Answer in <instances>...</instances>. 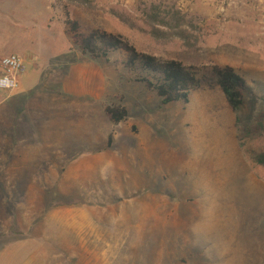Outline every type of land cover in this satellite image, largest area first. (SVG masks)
I'll return each instance as SVG.
<instances>
[{
	"label": "rangeland",
	"instance_id": "rangeland-1",
	"mask_svg": "<svg viewBox=\"0 0 264 264\" xmlns=\"http://www.w3.org/2000/svg\"><path fill=\"white\" fill-rule=\"evenodd\" d=\"M154 6L161 17L176 11L184 15L193 24L189 34L195 46L153 37L146 14ZM68 19L77 21L83 33L123 36L140 52L187 66H231L247 81L245 106L234 113L219 88L194 92L188 104L163 106L139 82L143 74L127 65L124 52L109 60L83 55L68 35ZM0 46L23 59L19 86H38L32 108L40 120H55L64 134L61 144L70 140L68 154L123 156L116 168L103 165L93 173L96 188L142 191L141 215L126 207L115 222L114 243L107 237L111 228L104 227L100 232L106 236L100 235L98 243L77 244L84 258L97 255L99 264L264 261V168L251 158L264 149V138L246 137L264 113V0H0ZM78 76L76 92L84 94L79 112L50 109L45 96L68 91ZM114 106L127 108L126 122H110L105 110ZM40 123V132L54 131L52 124L45 129ZM44 149L51 162L33 157V179L0 181L1 249L14 242L25 248L29 236L41 234L47 207L56 205L50 194L68 164L53 163L56 149ZM58 235L47 227L45 236Z\"/></svg>",
	"mask_w": 264,
	"mask_h": 264
},
{
	"label": "crops",
	"instance_id": "crops-1",
	"mask_svg": "<svg viewBox=\"0 0 264 264\" xmlns=\"http://www.w3.org/2000/svg\"><path fill=\"white\" fill-rule=\"evenodd\" d=\"M1 49L6 52L0 56V78L3 72L2 59L14 54H9L7 49L0 46ZM76 78L72 84L68 83L67 77L65 78L70 86L69 89L67 85L68 91L65 87L58 94L50 92L48 96H45L52 103L50 109L68 110L70 114L79 112L80 99L84 94L76 92L82 77ZM37 87L23 90V86L20 85L16 91L5 92L4 96L0 95V181L33 179L34 169L29 167L32 165L33 157L39 156L43 163L51 162L45 159L48 157L46 152L41 151L44 148L46 150V147L56 149L53 156L59 160L53 163L68 164V167L57 177L59 179L57 190L51 191L56 199V205L53 208L49 206L45 210L42 216L41 234L29 236L25 248L19 247L18 242L6 248H0V264H99L97 255L93 257L90 253L84 258L82 249L78 251L77 244L98 243L100 235L104 238L106 236L100 232V228L104 227L111 228V231L108 230V241L115 240L114 225L121 213L127 210L126 207L141 215L142 191L140 188H130L128 191H102L96 188V176L93 173L103 165L112 169L116 168L118 162L119 164L123 162V156L118 152L107 155L105 151L93 153V155L77 153L75 157L71 153L68 154L65 149L70 144V140L67 145L61 144L64 134L59 126L53 125L56 123L55 120L44 118L40 120L37 111L32 108ZM40 122L45 129L52 128L50 126L52 124L54 131L40 132ZM43 137L46 138L47 144H44ZM24 174L25 176H22ZM1 185L0 191L3 187ZM8 186H10L9 189H13L12 183H8ZM100 205L104 206L100 207ZM47 227H54L60 237L45 236ZM59 228L62 230L60 233ZM85 231L88 235L83 234ZM63 233L69 234L65 237L66 239L60 235ZM42 242L49 246L39 247L38 245ZM50 243L54 245L58 243L60 247L58 245L53 247ZM63 244L68 246L65 247ZM59 248H63L64 253L53 254L52 251ZM21 250L26 252L23 254ZM88 260L90 263L87 262ZM261 264H264V261Z\"/></svg>",
	"mask_w": 264,
	"mask_h": 264
},
{
	"label": "trees",
	"instance_id": "trees-1",
	"mask_svg": "<svg viewBox=\"0 0 264 264\" xmlns=\"http://www.w3.org/2000/svg\"><path fill=\"white\" fill-rule=\"evenodd\" d=\"M167 15L161 17L160 8L157 6L146 14L148 22L152 25V36L159 40L181 39L188 47L195 46L191 43L189 34V27H193V24L179 11L169 12ZM66 26L68 35L85 56L109 60L111 55L124 52L127 56V65L142 72L143 76L139 82L154 92L163 106L178 102L188 104L192 94L204 88H219L234 113H239L245 106L249 88L247 81L231 66L216 64L187 66L178 60L140 52L123 36L111 35L100 30L83 33L79 23L71 19L67 20ZM105 113L115 125L126 122L129 118V112L124 106L107 107ZM246 137L253 141L264 138V113L247 129ZM113 141V137H110V146ZM251 158L254 164L264 168V149L253 151ZM50 202H56L52 193Z\"/></svg>",
	"mask_w": 264,
	"mask_h": 264
},
{
	"label": "built area",
	"instance_id": "built-area-1",
	"mask_svg": "<svg viewBox=\"0 0 264 264\" xmlns=\"http://www.w3.org/2000/svg\"><path fill=\"white\" fill-rule=\"evenodd\" d=\"M2 75L0 78V90L12 93L19 87V76L25 71L24 61L20 55L11 54L2 59Z\"/></svg>",
	"mask_w": 264,
	"mask_h": 264
},
{
	"label": "bare ground",
	"instance_id": "bare-ground-1",
	"mask_svg": "<svg viewBox=\"0 0 264 264\" xmlns=\"http://www.w3.org/2000/svg\"><path fill=\"white\" fill-rule=\"evenodd\" d=\"M211 219V218H210Z\"/></svg>",
	"mask_w": 264,
	"mask_h": 264
}]
</instances>
